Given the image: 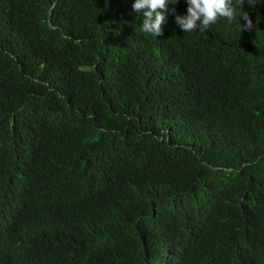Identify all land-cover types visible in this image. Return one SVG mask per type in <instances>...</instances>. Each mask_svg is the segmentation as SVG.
<instances>
[{
  "label": "trees",
  "instance_id": "16d2710c",
  "mask_svg": "<svg viewBox=\"0 0 264 264\" xmlns=\"http://www.w3.org/2000/svg\"><path fill=\"white\" fill-rule=\"evenodd\" d=\"M134 2L0 0V264H264V0Z\"/></svg>",
  "mask_w": 264,
  "mask_h": 264
},
{
  "label": "clouds",
  "instance_id": "9594fccd",
  "mask_svg": "<svg viewBox=\"0 0 264 264\" xmlns=\"http://www.w3.org/2000/svg\"><path fill=\"white\" fill-rule=\"evenodd\" d=\"M178 0H135L132 5L136 13H142L143 23L141 31L155 37L163 34V25L168 15L176 13V9L169 8V4L175 5ZM187 11L185 15H175V23L183 32H203L215 24L221 17L232 21L237 16V7L233 6V0H186ZM244 0H238L240 18L246 22L240 24L241 30H251L255 25L245 11H241ZM250 6L253 0H248Z\"/></svg>",
  "mask_w": 264,
  "mask_h": 264
}]
</instances>
